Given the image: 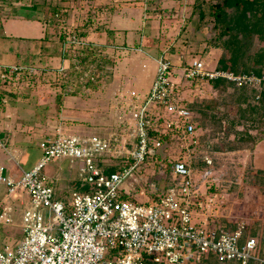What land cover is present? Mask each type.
Returning a JSON list of instances; mask_svg holds the SVG:
<instances>
[{
  "label": "built area",
  "instance_id": "obj_1",
  "mask_svg": "<svg viewBox=\"0 0 264 264\" xmlns=\"http://www.w3.org/2000/svg\"><path fill=\"white\" fill-rule=\"evenodd\" d=\"M89 44L74 33L63 49L74 51ZM25 68L0 65V76ZM173 72L174 63L162 53L150 90L145 95L130 92L128 108L135 138L131 150L125 151V144L118 146L107 137L67 133L57 127L53 136L40 143L42 156L32 168L14 177L4 174L0 166V183L7 194L18 196L24 190L31 202L23 212L18 244L0 245V264H200L211 255L219 264H264L258 238L246 235L243 223L229 228L196 220L194 181L184 159L174 162L173 182L158 198L137 201L125 196L123 184L137 167L147 158L164 155L163 135L177 129L195 137L194 111L180 100ZM183 74L191 80L222 79L256 88L257 99L264 84V72L208 68L198 59L187 61ZM109 155L120 158V163L101 164ZM61 157L80 163L87 184L84 190H75L68 203L54 198L42 170L47 162ZM109 165L116 169L105 171ZM11 211L3 207L0 222H11Z\"/></svg>",
  "mask_w": 264,
  "mask_h": 264
},
{
  "label": "rangeland",
  "instance_id": "obj_2",
  "mask_svg": "<svg viewBox=\"0 0 264 264\" xmlns=\"http://www.w3.org/2000/svg\"><path fill=\"white\" fill-rule=\"evenodd\" d=\"M221 1H206L205 4L214 5ZM213 21V18H208L205 23L210 22L212 25ZM224 27L225 25L202 29L177 28L181 34L189 33L194 37L191 40L196 41L195 44L183 46L182 49L191 55V59L197 57L202 60L209 48L217 47L220 49L218 53L205 58V64L208 68L218 67L219 57L229 55L225 47L228 36H220L219 30L216 29ZM61 29L67 31L64 34L69 38L76 32H82L84 28ZM110 30L112 33L108 35L106 45H97L101 48L100 53L106 56L107 63L103 69L95 64L93 58L96 57L93 56L84 66L81 65L79 56L72 60L75 65L71 62L59 66L23 65L26 68L20 72L0 76V107L9 104L13 108L12 113L16 110L28 112L29 117H32V111H28L32 110L31 106L49 107L52 111L49 114L48 120L51 121L46 130L47 134L53 136L58 125H62V130L67 133L94 131L111 139L112 143L118 146L125 144V151L131 150L135 138L132 135L133 122L130 119L128 99L130 92L137 89L132 88L129 78L124 77L126 67L132 68L124 65V62L128 58L139 59L142 52L140 46L118 47L120 45L111 43L115 30ZM178 37L181 38L180 35ZM85 39L96 44L90 38ZM168 39L174 40L170 37ZM249 44L251 53H254L263 45V41L254 36ZM66 52L68 53L67 50ZM186 62L187 59L181 57L180 62L174 64L172 80L178 87L182 103L194 111L192 120L196 125L195 137H186L177 129L169 131L171 133L168 136L163 135V138L166 137L162 139L166 149L164 157L147 158L133 175L125 180L124 191H134L138 197V200L135 199L137 201H152L158 198L173 182L174 162L184 159L190 164L194 181L196 197L193 211L196 220L229 228L243 223L246 235L258 238V253L264 256V107H261V115L255 113V118H245L241 115L242 110L246 109L248 104H258L254 102L257 98L254 100L249 97L255 92L245 90L248 97V100H245L241 98L242 91L239 86L222 84L214 87L206 80L187 79L183 74ZM79 70L83 72H78ZM93 76H97L96 80ZM87 78H92V81ZM98 78H101V81H97ZM263 87L264 84L261 91ZM60 94L67 100L65 108L74 106L70 101L71 96H78L75 98L79 100L82 108L91 112L84 115L88 121L85 120V123H91V127L76 128V121L64 117L61 115L63 111L57 112L50 106L51 103L60 101ZM119 114L125 115L122 123H118ZM105 116L112 121L108 120L106 123ZM152 117H155V113ZM262 136L263 139L258 141ZM37 151L38 149H34L32 154L36 155ZM60 160L56 158L47 162L43 166V173L52 175L59 168ZM120 161V158L109 155L101 160V164ZM70 169L75 179H82L75 163ZM84 185L87 187L86 183ZM200 264L219 263L210 259Z\"/></svg>",
  "mask_w": 264,
  "mask_h": 264
},
{
  "label": "crops",
  "instance_id": "obj_3",
  "mask_svg": "<svg viewBox=\"0 0 264 264\" xmlns=\"http://www.w3.org/2000/svg\"><path fill=\"white\" fill-rule=\"evenodd\" d=\"M206 1L216 2V0H0V65L3 68L12 65L59 66L72 62L76 59V54L64 52V43L58 34L67 31L61 28H84V37L96 42L91 44L99 49L101 48L97 45H106L107 37L112 33L110 29H114L111 43L120 45L118 47H141L139 59L128 58L124 62V65L132 66L126 67L124 77L129 78L132 88L145 95L151 88L156 75L157 59L162 53L174 64H178L181 57L187 61L201 60L197 57L191 59V55L185 53L183 46L189 47L196 41L191 40L194 37L189 33L181 34L177 28L202 29L219 26L212 13L215 3L206 6ZM208 18H213L212 25L210 22L205 23ZM169 37L174 40L168 41ZM219 50L217 47L209 48L202 61L206 63L205 58H209L211 54L215 55ZM101 78L97 81H101ZM59 97L60 101L51 103V107L53 106L57 112L63 111L61 115L76 121V128L92 126L91 123H85V120L88 121L84 116L91 112L82 108L79 100L75 98L77 95L70 97L71 104L74 103L71 108H65L67 100L64 99V95L60 94ZM12 109L9 104L0 107L2 143L0 166H3L4 174L18 177L23 170L32 168L39 161L42 156L40 143L52 136L46 131L51 121L48 119L52 108L31 106L32 110L28 111H32V117H29L28 112L26 114L19 110L12 113ZM118 116V123L124 122L125 115ZM105 120L106 123L112 121L107 116ZM58 127L63 128L62 125ZM76 134L100 135L94 131ZM34 149H38L36 155L32 154ZM57 159H61L59 168L52 175H46L53 187L54 198L68 203L75 190L86 186L83 179L73 177L70 169L73 163L69 158ZM74 163L80 172V163ZM110 166L113 165L106 167ZM125 196L138 198L134 191L127 192ZM5 206L12 208L10 213L12 220L8 224L0 222V245L16 246L22 237L23 212L31 206L30 197L24 190L19 191L18 196L7 194L6 186L0 183V213Z\"/></svg>",
  "mask_w": 264,
  "mask_h": 264
},
{
  "label": "trees",
  "instance_id": "obj_4",
  "mask_svg": "<svg viewBox=\"0 0 264 264\" xmlns=\"http://www.w3.org/2000/svg\"><path fill=\"white\" fill-rule=\"evenodd\" d=\"M216 24L225 25L224 28H216L219 30L220 36H228L225 40V47L229 53L228 56H222L219 59V66L223 69L233 70L237 73L256 72L260 74L264 70V0H222L213 6L212 10ZM232 13V14H231ZM77 36L84 37L85 32H76ZM257 37L263 41V45L254 53L250 51V41L253 37ZM60 39L65 43L67 41L66 34L60 33ZM68 53L76 54V58L80 57L81 65L84 66L91 58L100 69H103L107 63L106 56L102 55L100 49L91 43L88 46H78L76 49L67 50ZM96 53H100L95 55ZM72 63V62H71ZM72 65H75L73 62ZM78 72H83L79 70ZM95 79V77L93 76ZM92 81V78H87ZM214 87L219 85H234L225 80L209 81ZM236 86V85H234ZM241 88V98L247 99L246 91L251 90L255 94L249 95L256 100L257 90L250 86H239ZM246 90V91H245ZM258 103L248 104L247 108L242 110V116L245 118H255L254 114L261 115V107H264V87L260 97L254 101ZM264 113V112H263ZM166 138V137H165ZM263 139L259 137L258 141ZM257 141V142H258ZM116 169L115 166L105 167L104 170L111 172ZM215 259L213 255L205 258V261ZM203 260V261H204ZM216 261V259H215Z\"/></svg>",
  "mask_w": 264,
  "mask_h": 264
}]
</instances>
